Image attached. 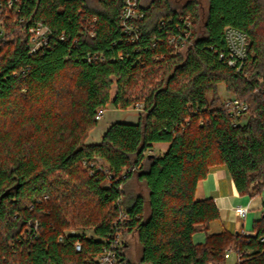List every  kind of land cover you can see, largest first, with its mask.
I'll list each match as a JSON object with an SVG mask.
<instances>
[{
	"label": "trees",
	"instance_id": "obj_1",
	"mask_svg": "<svg viewBox=\"0 0 264 264\" xmlns=\"http://www.w3.org/2000/svg\"><path fill=\"white\" fill-rule=\"evenodd\" d=\"M205 1L141 6L134 41L121 26L125 0H0V264H87L109 246L123 210L140 253L134 261L126 242L121 264H228L229 250L242 255L236 264H264V212L252 235L193 241L220 219L212 198L195 197L212 167H226L239 196L264 193V0ZM185 15L192 41L174 54L168 38ZM37 24L51 39L31 53ZM226 27L248 36L241 72L222 57ZM220 85L244 113H232ZM109 104L143 109L137 124L116 122L88 144ZM154 143L169 144L164 156ZM72 228L94 238L60 242Z\"/></svg>",
	"mask_w": 264,
	"mask_h": 264
},
{
	"label": "built area",
	"instance_id": "obj_2",
	"mask_svg": "<svg viewBox=\"0 0 264 264\" xmlns=\"http://www.w3.org/2000/svg\"><path fill=\"white\" fill-rule=\"evenodd\" d=\"M12 4V3H10ZM142 6L141 0H125L124 9L121 14V26L123 33L128 35L131 40L136 41L139 35V28L137 26V22L141 21L144 17V13L140 10ZM180 21L183 23L184 28L180 27V24L177 25L178 32L169 36L168 44L174 49V54L179 53L182 49H184L187 45L190 44L193 37L192 32V19L191 15H185L180 17ZM3 27L0 25V37L5 35ZM30 50L31 53H36L39 50L46 47L51 39V33L47 26L43 24H37L36 27L31 28L30 30ZM89 35L91 37L95 36V29L89 31ZM225 41L227 46V55H222V57L226 60V63L229 67L235 69L237 72H241L244 69L245 62L247 60V47L249 44L248 36L246 33L238 31L232 27H226L225 32ZM65 36L63 35L60 40H64ZM101 61H104V58L100 56ZM91 57H89V60ZM228 106L231 107L232 113L234 115H241L247 110V105L240 103L236 98H232L227 102ZM136 109H143L142 104H138L135 106ZM105 110L101 109L98 111L96 115V121H100L104 115ZM95 165V164H94ZM93 165V166H94ZM97 170H104L101 166L97 165ZM106 172V171H104ZM235 213L237 216L243 218L244 220L247 218L248 210L242 206L235 208ZM129 220V215L123 210L120 213L119 218L114 223V236L111 234V237L107 240L109 246H106L103 251L93 257L92 259L87 260V264H121V258H118V252L123 249V247L127 244L126 237L124 232L128 231L127 228L122 227L123 222ZM39 227H35V231H38ZM28 231H32V227H28ZM245 236L252 235L247 234L245 231L242 232ZM27 233H24L23 236H26ZM86 236L88 238H94V234L92 231H88L81 228H72L64 231V233L59 237V241L63 242L69 236ZM76 250L78 252L81 251V243L77 242L75 244ZM225 257L227 259H231L235 257L236 262L242 261V255L237 254L236 251H227Z\"/></svg>",
	"mask_w": 264,
	"mask_h": 264
},
{
	"label": "crops",
	"instance_id": "obj_3",
	"mask_svg": "<svg viewBox=\"0 0 264 264\" xmlns=\"http://www.w3.org/2000/svg\"><path fill=\"white\" fill-rule=\"evenodd\" d=\"M168 148L169 144L167 143H154L151 151L155 156L162 157L168 151ZM156 149H159L161 153H155L154 150ZM225 168L223 166L212 167L207 178L200 181L197 185L196 199L205 200L212 198L219 209L220 219L210 224L208 232L199 231L195 233L193 235L195 244L204 243L208 234H218L226 230L240 232V234L245 231L247 234H251L253 232V222L258 219L255 218L257 211H263L264 209V201L261 197H253L251 199L248 196H239L237 194L234 183H232L233 180ZM240 206L248 210L245 220L235 213V208ZM248 222L251 224L250 227H245Z\"/></svg>",
	"mask_w": 264,
	"mask_h": 264
},
{
	"label": "rangeland",
	"instance_id": "obj_4",
	"mask_svg": "<svg viewBox=\"0 0 264 264\" xmlns=\"http://www.w3.org/2000/svg\"><path fill=\"white\" fill-rule=\"evenodd\" d=\"M153 0H141V4L143 7H147L150 2ZM173 5L180 6V3H183L186 0H170ZM201 4L206 7L207 6V1L205 0H200ZM90 6L96 7L97 0H89ZM4 33L6 34L5 28H2ZM140 88V87H139ZM139 88L137 87L133 88V93L138 94ZM134 95V94H133ZM219 95L220 99H222L225 103H227L230 99L235 98L232 94L228 93L225 89L224 85H220L219 87ZM135 105H131L128 109L122 110L120 107L114 106L113 104H109L108 106L102 108L105 110L104 115L102 119L98 122V125L91 130L89 133V137L87 140V143H99L101 141L102 136L107 132L108 128L116 122H122V123H129V124H137L139 120V113L141 110L136 109ZM246 116L241 117V121L244 122ZM155 153L160 154V150L156 149L154 150ZM100 164H103L106 166L105 163L100 161ZM261 198L264 201V193L261 195ZM263 211H257L256 217L259 218L261 217ZM254 218V219H255ZM251 222V221H250ZM250 222L245 227H250ZM234 226V225H233ZM230 226V227H233ZM126 242L129 244V252L132 254V259L134 261H138L139 258V253H140V248L138 247L136 243V238L131 235L126 237ZM228 264H236V259L235 257H232L230 260H228Z\"/></svg>",
	"mask_w": 264,
	"mask_h": 264
},
{
	"label": "water",
	"instance_id": "obj_5",
	"mask_svg": "<svg viewBox=\"0 0 264 264\" xmlns=\"http://www.w3.org/2000/svg\"><path fill=\"white\" fill-rule=\"evenodd\" d=\"M116 91H117V86L114 85V86H113V90H112V97H111L112 101L115 100V93H116ZM18 188H19V185H16V186L13 188V191H14V190H17ZM6 194H7V193H6Z\"/></svg>",
	"mask_w": 264,
	"mask_h": 264
}]
</instances>
